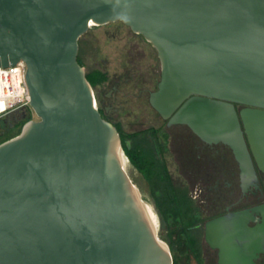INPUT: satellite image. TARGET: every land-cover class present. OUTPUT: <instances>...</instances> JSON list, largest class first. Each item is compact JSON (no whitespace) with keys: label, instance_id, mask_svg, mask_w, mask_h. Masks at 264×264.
<instances>
[{"label":"water","instance_id":"obj_1","mask_svg":"<svg viewBox=\"0 0 264 264\" xmlns=\"http://www.w3.org/2000/svg\"><path fill=\"white\" fill-rule=\"evenodd\" d=\"M115 22L158 52L159 115L228 146L242 183L264 173V0H0V67L26 63L38 118L0 144V264H173L78 61L80 38ZM242 225L239 215L208 224L210 239L226 230L222 264L228 253L255 264L264 221Z\"/></svg>","mask_w":264,"mask_h":264},{"label":"flooded vegetation","instance_id":"obj_2","mask_svg":"<svg viewBox=\"0 0 264 264\" xmlns=\"http://www.w3.org/2000/svg\"><path fill=\"white\" fill-rule=\"evenodd\" d=\"M128 28L134 35L139 36L143 41L149 44L156 53L159 70H154V76L158 77L156 81H154L155 87L154 89L137 88L138 93L136 97L141 98L143 95H147L149 106L164 123V128L150 126L146 130L136 133L145 134L150 144H153L156 155L172 177L174 184L183 191H186L193 203L192 211L188 216L179 217L175 220L172 216H169V220L164 221L154 200L163 225H169L175 228L172 231L173 239L169 237V245L166 244L173 257V264H222V243H220L217 235L219 232L224 233L226 230H220V226L216 227L210 239L207 226L211 221L229 215H239L240 223L251 229H255L262 225L264 221V173L258 171L257 182L242 183L240 165L228 146L223 144H207L196 136L188 126L170 124V120L163 119L159 115L150 103L151 94L157 91L161 79V61L158 52L143 35L135 33L130 27ZM94 72H101L107 75V81L98 86H102L111 80L107 72L99 69L88 73L86 72V75ZM128 75L129 77L125 80V85L131 83V81L136 78V73L130 72ZM141 83L143 86L148 85V82ZM141 83L138 82L137 84L141 85ZM118 84L119 83H115L112 86V93L105 94L103 100L98 96L101 103L100 108L98 103V108L103 118L112 123L118 130L121 138L122 150L126 154L124 144L129 143L130 140L122 137L121 132L123 133V127L121 123L115 122L109 118L110 113H114L118 110L112 103V100L115 99V93L127 95L120 89ZM96 87H94L93 90ZM98 98L96 96L97 102ZM238 108L242 109L243 107ZM24 116L22 111H15L0 120V128L3 130L4 134L11 132L18 126L23 121ZM181 128L184 129L185 133H189L190 137L187 143L180 134V131H182ZM126 157L130 161L127 154ZM243 225L240 230L244 229ZM245 249L242 252L240 251L239 255H244L245 251L247 254L248 252ZM253 251L256 255L254 263L264 264V241L259 239V243L255 245ZM226 255L228 257L227 263L234 264V261L231 260L234 255L229 253ZM243 261H241L240 264H242ZM244 264H248V262L244 261Z\"/></svg>","mask_w":264,"mask_h":264},{"label":"rangeland","instance_id":"obj_3","mask_svg":"<svg viewBox=\"0 0 264 264\" xmlns=\"http://www.w3.org/2000/svg\"><path fill=\"white\" fill-rule=\"evenodd\" d=\"M155 55V51L149 44L143 41L139 36L134 35L131 30L121 22L91 28L80 39L79 59H81L85 71L88 73L99 69L107 72L111 79L108 83L94 89L97 98L100 96V99L103 100L105 94L112 93L111 89L115 83H119L120 89L127 94L125 96L121 93H115V99L112 100V103L118 110L109 114L110 119L121 123L123 133L126 136L144 131L150 126L164 128L163 121L149 106L147 95H143L141 98L136 97L138 93L137 88L154 89L155 87L154 81H156L158 77L154 76L153 69H159V63L156 57H154ZM130 72L136 73V78L132 80L131 83L125 85V80L129 77L128 73ZM138 82H148V85L143 86L142 83L141 85L137 84ZM98 103L100 108L101 103L99 98ZM22 112L25 115L24 121L27 116L31 117V120H38L31 107ZM30 121L20 123L7 134H4L3 130L0 128V144L21 134L24 126ZM123 155L126 157L124 152ZM126 159L128 160L127 157ZM128 162L130 163L129 160ZM132 167L135 168L133 165ZM135 170L139 173L142 180L146 202L156 213L167 244L169 245L168 239L169 237L173 239L172 231L175 228L169 225H163L151 193L155 188L150 185L149 180L143 172L136 168ZM174 176L176 177L175 173Z\"/></svg>","mask_w":264,"mask_h":264},{"label":"trees","instance_id":"obj_4","mask_svg":"<svg viewBox=\"0 0 264 264\" xmlns=\"http://www.w3.org/2000/svg\"><path fill=\"white\" fill-rule=\"evenodd\" d=\"M78 61L83 66L79 58ZM87 79L94 88L107 81V75L94 72L87 74ZM30 120L31 117L27 116L22 122ZM121 134L123 138L130 140L129 143L124 144V149L131 163L145 174L150 185L155 188L151 191L152 197L164 221H168L169 216H172L174 220L188 216L193 205L190 196L174 184L172 177L156 155L153 144H150L145 134L135 133L128 136L122 132Z\"/></svg>","mask_w":264,"mask_h":264},{"label":"built area","instance_id":"obj_5","mask_svg":"<svg viewBox=\"0 0 264 264\" xmlns=\"http://www.w3.org/2000/svg\"><path fill=\"white\" fill-rule=\"evenodd\" d=\"M27 65L0 67V120L15 111L27 110L31 103L26 81Z\"/></svg>","mask_w":264,"mask_h":264},{"label":"bare ground","instance_id":"obj_6","mask_svg":"<svg viewBox=\"0 0 264 264\" xmlns=\"http://www.w3.org/2000/svg\"><path fill=\"white\" fill-rule=\"evenodd\" d=\"M120 155H122L124 158L125 156L123 155L122 151L120 150ZM149 205V204H148ZM149 207L152 209V207L149 205ZM152 211L154 212V210L152 209ZM155 213V212H154Z\"/></svg>","mask_w":264,"mask_h":264}]
</instances>
